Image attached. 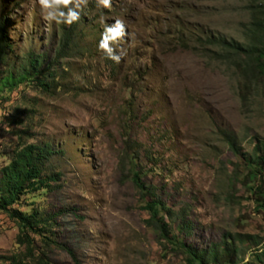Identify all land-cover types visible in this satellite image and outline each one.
Here are the masks:
<instances>
[{
  "label": "rangeland",
  "instance_id": "rangeland-1",
  "mask_svg": "<svg viewBox=\"0 0 264 264\" xmlns=\"http://www.w3.org/2000/svg\"><path fill=\"white\" fill-rule=\"evenodd\" d=\"M243 8L241 0H109L107 8L99 0H49L47 9L39 0H0L14 62L29 53L53 61L60 26L70 25L47 20V12L78 17L75 50L51 63L50 89L28 84L0 96V168L24 145L53 148L47 170L57 180L17 206L52 216L57 245L46 249L34 236L46 264H184L146 224L143 204L152 197L140 195L134 171L171 212L183 211L189 233L179 232V219L167 222L185 244L203 250L239 233L264 247V211L249 200L227 144L236 139L241 153L254 139L264 146V86L243 99V79L200 49L210 35L239 39ZM105 40L118 61L100 48ZM17 234L0 211V264L26 258Z\"/></svg>",
  "mask_w": 264,
  "mask_h": 264
},
{
  "label": "trees",
  "instance_id": "trees-1",
  "mask_svg": "<svg viewBox=\"0 0 264 264\" xmlns=\"http://www.w3.org/2000/svg\"><path fill=\"white\" fill-rule=\"evenodd\" d=\"M244 3L246 22L239 27L240 38H224L215 35L202 38L200 49H208L209 57L233 70L242 78L239 93L247 100L250 92L258 86H264V0H241ZM60 26L59 45L53 61H47L44 54L29 53L13 61L9 54L13 52L5 32V25L0 22V96L11 93L21 85L36 84L44 91L50 89L55 74L51 72V63H58L75 50L70 46L71 35L77 24ZM75 34V33H74ZM76 35V34H75ZM49 62V63H48ZM2 66L4 67L2 70ZM50 78V80H48ZM228 147L239 158L242 182L256 210L264 211V146L254 139L251 152L241 153L236 139L227 138ZM54 154L49 142L27 144L12 152L8 163L0 168V211L15 222L18 234L16 244L25 247L24 256L14 254L6 257L8 264H46L44 251L36 255L34 236H38L44 247L49 249L57 245L53 239L52 216L39 209L30 208L22 211L17 206L25 196L35 199L51 188L50 183L56 181V175L47 170L48 163ZM132 166L135 158L129 155ZM133 182L140 195H150L151 201H145L143 209L147 212L146 224L156 230L164 250H173L184 255V264H264V247L261 240L249 234H226L215 244L206 249L198 250L185 244L179 234H175L167 220L175 217L181 221L179 232L189 233L188 224L183 222V211L171 212L140 182L138 172L133 173ZM36 194V195H35ZM33 201V200H32ZM34 202L29 204L33 206ZM252 246V248L250 247ZM246 255L250 258L244 262Z\"/></svg>",
  "mask_w": 264,
  "mask_h": 264
},
{
  "label": "clouds",
  "instance_id": "clouds-1",
  "mask_svg": "<svg viewBox=\"0 0 264 264\" xmlns=\"http://www.w3.org/2000/svg\"><path fill=\"white\" fill-rule=\"evenodd\" d=\"M64 2H66V0H64ZM39 3L42 9H47L49 7V0H39ZM99 3L105 8L109 6V0H99ZM69 15L71 19L61 20L57 18L52 12H47L46 19L49 21H54L55 23L63 22L66 24H71L78 18L75 13H70ZM116 29H122V25L119 22H117L116 24ZM106 31L112 33L113 35H116L115 29L110 28V29H107ZM100 48L104 50V53L107 56V58L118 61L119 57L112 55L111 49L108 48L106 40L100 44Z\"/></svg>",
  "mask_w": 264,
  "mask_h": 264
}]
</instances>
